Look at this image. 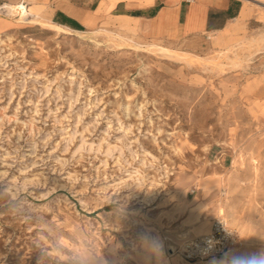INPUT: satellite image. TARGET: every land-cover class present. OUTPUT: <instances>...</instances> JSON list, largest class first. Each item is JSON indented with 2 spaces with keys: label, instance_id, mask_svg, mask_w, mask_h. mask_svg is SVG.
<instances>
[{
  "label": "rangeland",
  "instance_id": "1",
  "mask_svg": "<svg viewBox=\"0 0 264 264\" xmlns=\"http://www.w3.org/2000/svg\"><path fill=\"white\" fill-rule=\"evenodd\" d=\"M238 1L220 36L120 19L60 33L11 17L18 28L0 32V264L264 252V0ZM219 215L240 243L186 260L182 243Z\"/></svg>",
  "mask_w": 264,
  "mask_h": 264
},
{
  "label": "crops",
  "instance_id": "2",
  "mask_svg": "<svg viewBox=\"0 0 264 264\" xmlns=\"http://www.w3.org/2000/svg\"><path fill=\"white\" fill-rule=\"evenodd\" d=\"M19 2H24L32 15L70 32L97 30L105 23L120 19L141 23L154 35L175 32L190 36L206 31L220 36L227 29L228 21L240 17L244 11L238 0H0L10 5ZM17 26L11 17L0 18V32ZM260 79L256 90L264 95V78Z\"/></svg>",
  "mask_w": 264,
  "mask_h": 264
},
{
  "label": "built area",
  "instance_id": "3",
  "mask_svg": "<svg viewBox=\"0 0 264 264\" xmlns=\"http://www.w3.org/2000/svg\"><path fill=\"white\" fill-rule=\"evenodd\" d=\"M23 4L27 8L24 2H19L13 6L21 10ZM5 5L0 3V16L8 17L9 14L5 10ZM239 243L237 230L226 216L219 215L214 218L208 233L186 239L180 247V253L188 261L212 259L225 255Z\"/></svg>",
  "mask_w": 264,
  "mask_h": 264
},
{
  "label": "bare ground",
  "instance_id": "4",
  "mask_svg": "<svg viewBox=\"0 0 264 264\" xmlns=\"http://www.w3.org/2000/svg\"><path fill=\"white\" fill-rule=\"evenodd\" d=\"M4 7H5V10L7 11V13L9 14L8 17H14L17 15V16H19V19H17V21H19V22L20 21L21 22L35 21V22L39 23L41 26L48 28L50 30H53L55 32L70 33V30H68L67 28H65L63 26H60L56 23H52L51 21H48L46 19L40 18V16L32 15V13H30L29 10L27 8H25L24 4L21 6V8H22L21 10H19L18 7H14L13 5H10L8 3ZM201 231H202V229H201ZM201 231L199 233H201Z\"/></svg>",
  "mask_w": 264,
  "mask_h": 264
},
{
  "label": "clouds",
  "instance_id": "5",
  "mask_svg": "<svg viewBox=\"0 0 264 264\" xmlns=\"http://www.w3.org/2000/svg\"><path fill=\"white\" fill-rule=\"evenodd\" d=\"M144 239L150 247L162 255V243L154 237L145 236ZM214 264H264V252L250 253L247 255L233 256L229 261H218Z\"/></svg>",
  "mask_w": 264,
  "mask_h": 264
},
{
  "label": "trees",
  "instance_id": "6",
  "mask_svg": "<svg viewBox=\"0 0 264 264\" xmlns=\"http://www.w3.org/2000/svg\"><path fill=\"white\" fill-rule=\"evenodd\" d=\"M81 29H83V28L81 27Z\"/></svg>",
  "mask_w": 264,
  "mask_h": 264
}]
</instances>
